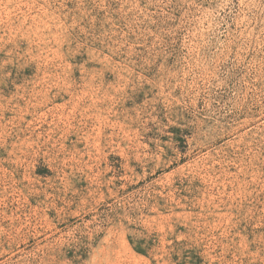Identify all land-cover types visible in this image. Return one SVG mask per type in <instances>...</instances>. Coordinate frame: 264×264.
Here are the masks:
<instances>
[{"label":"rangeland","instance_id":"rangeland-1","mask_svg":"<svg viewBox=\"0 0 264 264\" xmlns=\"http://www.w3.org/2000/svg\"><path fill=\"white\" fill-rule=\"evenodd\" d=\"M0 264H264V0H0Z\"/></svg>","mask_w":264,"mask_h":264}]
</instances>
